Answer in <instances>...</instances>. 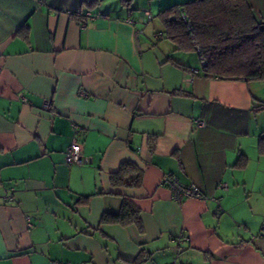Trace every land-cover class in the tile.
Segmentation results:
<instances>
[{"label": "crops", "instance_id": "obj_1", "mask_svg": "<svg viewBox=\"0 0 264 264\" xmlns=\"http://www.w3.org/2000/svg\"><path fill=\"white\" fill-rule=\"evenodd\" d=\"M84 1L0 0V264H264V79L209 76L168 36L189 0ZM123 161L140 186L110 184ZM124 198L141 231L101 223Z\"/></svg>", "mask_w": 264, "mask_h": 264}, {"label": "trees", "instance_id": "obj_2", "mask_svg": "<svg viewBox=\"0 0 264 264\" xmlns=\"http://www.w3.org/2000/svg\"><path fill=\"white\" fill-rule=\"evenodd\" d=\"M98 1L84 2L91 7ZM180 10L185 12L189 26L180 17ZM71 15L84 17L76 11ZM160 15L173 31L168 36L182 49L197 51L209 76L264 79V23L253 19L245 0H189L160 11ZM24 28L27 30L26 25ZM255 108L264 109V102ZM259 148L264 152V137L259 140ZM246 160L241 155L238 166H243ZM142 178L143 172L135 163L123 161L109 180L112 186L137 187ZM100 221L123 226L135 224L140 231L143 229L139 209L125 198L117 212H104Z\"/></svg>", "mask_w": 264, "mask_h": 264}, {"label": "built area", "instance_id": "obj_3", "mask_svg": "<svg viewBox=\"0 0 264 264\" xmlns=\"http://www.w3.org/2000/svg\"><path fill=\"white\" fill-rule=\"evenodd\" d=\"M77 13H82L84 18H93L94 15L90 11H82V9H77ZM180 17L186 22V24L189 26V22L186 19V14L183 10H180ZM190 31V30H189ZM191 37L193 38V35L191 34ZM202 65L204 64V61L201 60ZM197 126H204L205 123L202 120L196 121ZM65 161L69 164H83L86 162L85 157L83 156L82 149L80 142L78 139L73 138L70 142V144L66 147L65 152ZM162 184L168 185L171 187L173 191V198L177 202H181L184 198L188 197H195V198H203V193L200 192V190L192 185V184H182L177 177H175L172 174H166L162 178ZM221 187L225 188V184L220 185ZM27 225L31 226L32 221L29 216L26 217ZM171 264H178L175 261H173Z\"/></svg>", "mask_w": 264, "mask_h": 264}]
</instances>
